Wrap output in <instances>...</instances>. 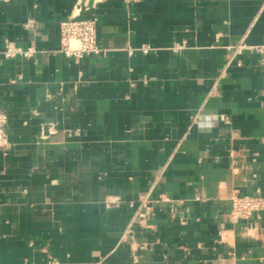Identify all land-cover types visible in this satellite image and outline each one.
<instances>
[{
  "label": "crops",
  "instance_id": "obj_1",
  "mask_svg": "<svg viewBox=\"0 0 264 264\" xmlns=\"http://www.w3.org/2000/svg\"><path fill=\"white\" fill-rule=\"evenodd\" d=\"M75 13L105 55L60 52ZM6 41L0 264H264V0H0Z\"/></svg>",
  "mask_w": 264,
  "mask_h": 264
},
{
  "label": "built area",
  "instance_id": "obj_2",
  "mask_svg": "<svg viewBox=\"0 0 264 264\" xmlns=\"http://www.w3.org/2000/svg\"><path fill=\"white\" fill-rule=\"evenodd\" d=\"M126 1L131 4L141 0ZM97 25L98 19L96 17L80 19L79 13H75L70 19L63 21L60 24V52L66 58L74 61H81L89 56L105 55L106 51L98 44ZM25 26L26 28H33V20H29ZM140 51L147 54L149 48H142ZM259 51L264 53V47L260 48ZM134 52L135 50H131L130 54L132 55ZM37 53L34 45L24 49L13 42L6 41L4 51L0 52V61L16 58L31 59ZM8 120V113L0 105V149L8 147L10 144L7 133ZM194 123H197L196 119H194ZM49 133L53 132L49 131ZM263 210L264 195L260 189L253 196H237L232 199L231 216L235 221H249Z\"/></svg>",
  "mask_w": 264,
  "mask_h": 264
}]
</instances>
